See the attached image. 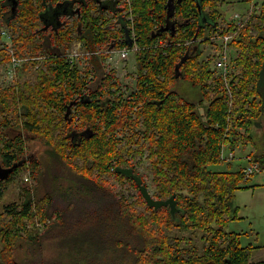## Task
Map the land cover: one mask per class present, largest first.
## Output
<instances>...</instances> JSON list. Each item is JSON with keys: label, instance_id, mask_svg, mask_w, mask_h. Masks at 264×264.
<instances>
[{"label": "trees", "instance_id": "16d2710c", "mask_svg": "<svg viewBox=\"0 0 264 264\" xmlns=\"http://www.w3.org/2000/svg\"><path fill=\"white\" fill-rule=\"evenodd\" d=\"M32 1H21L12 23L0 0V32L10 28L16 55L42 57L23 66L33 80L21 75L0 89V132L24 131L4 134L0 153L14 168L8 183L26 168L36 179L40 171L44 182V164L28 149L42 140L50 173L56 171L47 170L46 179L56 182L3 207L0 264H264L251 258L259 246H242L239 233L226 230L237 218L235 193L247 187L244 168H212L223 162L225 145L248 144L264 115V1L253 4L242 27H222L223 0H175L171 20L167 0H114L113 9L89 0L73 26L61 22L51 33L39 27ZM232 31L239 74L224 77L213 68L215 55L203 58L201 45L213 33ZM75 40L92 52L89 64L67 61ZM124 47L137 48L127 92L105 64L110 50ZM9 58L0 44V64ZM180 79L199 88L198 102L174 89ZM250 155L264 169V154ZM118 167L131 168L146 186L149 178L157 199L176 194V215L169 206H149L134 176ZM111 178L132 182L143 206L130 203Z\"/></svg>", "mask_w": 264, "mask_h": 264}, {"label": "rangeland", "instance_id": "374dc122", "mask_svg": "<svg viewBox=\"0 0 264 264\" xmlns=\"http://www.w3.org/2000/svg\"><path fill=\"white\" fill-rule=\"evenodd\" d=\"M264 0H223L224 4L220 5L221 10H223L224 18L221 20L219 26L227 27L231 20H235V25L237 27H242L237 22L244 21L243 25H245V21L247 20V16L250 13V8L254 3H263ZM259 5V4H258ZM240 17V18H235ZM7 28V27H6ZM219 32L213 33V35H218ZM234 34L236 37V31L230 32ZM8 37L6 33L2 40H5ZM233 37V38H234ZM9 45L11 42L9 41ZM14 48V47H13ZM201 49L203 50V58L214 57L212 60L213 68H215L214 62L216 59V43L212 39V42L204 43L201 45ZM230 49V59L232 60L230 63L229 71L231 73L237 72L236 68L233 66L235 58L239 54V50L236 48L234 44H229ZM16 50V48H15ZM69 52H79L83 53L87 51L77 40L70 44L68 48ZM130 52L129 59L118 60V54L115 53L114 60H106V69L107 72L113 71L116 79L118 78L120 81V86L123 91L127 92L130 90V87L134 84V79L136 76V58H135V50ZM22 56H31L35 57L38 55H34L31 51L25 52ZM11 58V57H10ZM9 60V61H8ZM10 63V59L4 60L0 64V89H6L14 84L16 81L22 78H32L34 76H30V72L28 73V68H23L21 66L17 70V76L10 77L7 74L8 66ZM87 61H79V64H86ZM31 65V64H29ZM30 70L34 73L38 72L36 67L31 66ZM217 75H221L218 69L215 70ZM237 83V81H236ZM174 89L185 99L198 102V100L202 97V93L199 88L194 87L190 81L185 79H180L175 85ZM10 94L13 96V91H10ZM4 114L0 110V120H2ZM260 125L253 126L250 130V141L248 144L236 148L234 151L235 157L228 161H223L220 164L213 165L212 168L214 170H227V169H237L240 167H248L251 165L249 161L250 154L253 156H258L264 154V115L260 118ZM15 126V125H13ZM14 130H18L17 127H14ZM244 131V130H243ZM14 132L10 133L11 136ZM22 133L24 131L22 130ZM1 140V134H0ZM42 140H37L36 142H29L28 147L29 150H32L36 153L37 157L44 164L42 167L44 173V182L42 181V177L40 175V171H36V178L33 169L26 168L19 175L15 176V178L7 184L6 192L2 199L0 200V213L3 212V207L12 202L19 201L21 202L27 196L30 191H37L39 195L45 193V191L52 186V183L56 182L53 177L47 176L46 172L48 170L49 175H56V171L51 172L48 168V163L51 162L49 154L45 151V144L41 142ZM229 150L227 149V153ZM62 168V167H61ZM139 170L143 171V167H140ZM61 173L63 170L60 169ZM112 184L124 194L127 200L136 206H143L142 200L139 197V191L136 186L130 181L120 182L116 178H111ZM146 183L149 191L153 195L152 187L150 186L149 178L146 179ZM247 187L243 189H239L236 191L233 201V207L237 209V218L233 219L229 222L226 227L227 231H233L235 233H239V241L242 246L245 245H253L259 246L252 250L251 258L252 261H258L264 259V172L258 171L255 174L250 175L247 182H244ZM199 245L203 250V241L200 240ZM53 253L55 249H51Z\"/></svg>", "mask_w": 264, "mask_h": 264}, {"label": "flooded vegetation", "instance_id": "af4514ba", "mask_svg": "<svg viewBox=\"0 0 264 264\" xmlns=\"http://www.w3.org/2000/svg\"><path fill=\"white\" fill-rule=\"evenodd\" d=\"M21 1L22 0L20 1L4 0L3 6L6 10V16H5L6 20L12 23L14 22V20L10 18L14 15L16 16V13H18L16 11H19V8L22 6ZM87 1L89 0H80V1H76V0H33L32 2L34 6L36 7L35 11H38L37 16H39V27H43V30L51 33L53 32L55 28V24L57 25L61 22H65V24H67L68 26H73V23L76 20L75 12L76 11L80 12L81 5L84 3L86 4ZM96 1L102 4L106 2L107 7L105 8H109V9L114 8V4H115L114 0H96ZM174 1L175 0H167L169 9L171 10H172V6L174 5L173 4ZM172 17H174V12L169 15V19L171 20ZM6 27L7 25H4L1 29L0 44H1V47L2 48L4 47L6 52H8L11 57L9 41L12 39L11 38L12 31L10 30V28L8 27L6 28ZM166 28H169V27L166 26ZM6 33L8 34V37L5 40H2V38L4 37ZM14 53H15V47H14ZM4 104H8V103H4ZM7 128L8 127L4 128L2 132H0L1 138L4 136V134H7V137L10 136L9 133L12 129H9V128L7 129ZM14 132H17V131L14 130ZM17 133L18 134L22 133V131H19ZM23 138L25 140V137ZM6 162H8V157L5 154L0 153V185L5 184V183L8 184V181H7L8 178L6 176L8 175V173L12 174V172H14V168H9L6 165ZM28 163L30 162L28 161Z\"/></svg>", "mask_w": 264, "mask_h": 264}, {"label": "built area", "instance_id": "2783aa9c", "mask_svg": "<svg viewBox=\"0 0 264 264\" xmlns=\"http://www.w3.org/2000/svg\"><path fill=\"white\" fill-rule=\"evenodd\" d=\"M254 5H252V7L249 9L250 13L249 15L252 13L253 11ZM249 15L247 16L246 19L249 18ZM235 18H240V17H235ZM231 22H236L235 20H231ZM230 22V23H231ZM244 21H240L237 22V24H239L240 26H243ZM234 34L231 33H226V34H220L218 33V35H212L211 37V42L212 39L214 40V42L216 43V59L214 62L215 65V69H218L221 73V75H223L224 77H227L231 70L229 71V67H230V63H231V59H230V49H229V44L230 42H232V40H234ZM232 44V43H231ZM132 50H137V48H133V49H129L127 47H124L120 50H110L109 51V56L108 59L109 60H114L115 58V53L118 54V60H125L129 57L130 52H133ZM10 52H11V58H10V63L8 66V70H7V74L10 77H15L17 76V70L23 66V64L30 62V61H37V60H42L41 56H35V57H31V56H18L16 55V53H14V48L12 45H10ZM92 56V52L90 51H85L83 53H79V52H67L66 53V58L67 61L69 63H78L79 61H87L86 64H82V65H87L89 64V59ZM107 59V60H108ZM36 68H38V66H36ZM228 93L229 95L232 96V89L231 87L228 85ZM230 104H233L232 101L230 100ZM227 149L229 150V152L227 153ZM223 161H228L231 160L232 158L235 157L234 151L232 149H230L227 145H225L223 147L222 150V155H221ZM249 161L251 162V165L248 167H243L244 171L246 173V175L248 176V178L250 177V175L257 173L258 171H263L264 169L262 168L261 164L259 162H257L256 160L253 159V157L250 155L249 157Z\"/></svg>", "mask_w": 264, "mask_h": 264}, {"label": "water", "instance_id": "95a60500", "mask_svg": "<svg viewBox=\"0 0 264 264\" xmlns=\"http://www.w3.org/2000/svg\"><path fill=\"white\" fill-rule=\"evenodd\" d=\"M185 59L182 60L184 62ZM179 69V68H176ZM71 106L69 105L68 110L66 112V117L70 115ZM117 171L126 175H132L134 176V179L136 180L139 189L146 200L147 204L154 208H160L162 206H169L171 209V213L175 216L176 213L179 211V208L177 207V201H176V194H173L168 199H157L155 198L151 192L149 191L148 187L144 184L143 179L133 172L131 168H117Z\"/></svg>", "mask_w": 264, "mask_h": 264}]
</instances>
